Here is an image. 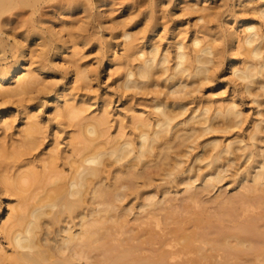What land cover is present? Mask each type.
<instances>
[{
  "label": "bare ground",
  "instance_id": "bare-ground-1",
  "mask_svg": "<svg viewBox=\"0 0 264 264\" xmlns=\"http://www.w3.org/2000/svg\"><path fill=\"white\" fill-rule=\"evenodd\" d=\"M49 1L56 2L0 0V54L2 59L8 50L14 55L13 63L0 66V116L1 123L8 128L12 109L8 108V100L22 99L26 93L29 94L32 86L38 84L43 105H54L51 107L54 119L66 118L75 127L76 134L68 136L66 146L69 149L66 156L69 173L66 175L58 168L59 157L54 147L56 152L51 148L47 155L42 152L45 157H39L38 166L31 163L33 160L28 161V165L22 163L24 168L17 165V169L18 166L21 168L18 172L1 176L0 195L8 204L9 215L3 219L0 214V232L12 251L6 254L0 249V264L6 261L8 264H264V112L261 110L264 106V31L255 23L241 19L228 32L229 51L237 44L236 52L242 49L245 53L240 67L235 66V54H231L226 61L231 69L232 81H239L241 91L251 97L258 108L256 114L260 116L248 134L251 142L245 143L240 137L229 138L226 143L216 137L206 140L202 146V149H209L206 154L202 152L206 156L196 153L192 165L194 168V163L202 162L206 172L192 175L194 169H183V158L180 159L177 152L178 156L175 155V150L188 141L189 150L182 151V154H188L190 148L194 150L189 141L195 134L199 133L197 137L200 138L216 131H231L240 127L244 119L243 112L233 100L218 103L208 100L180 119L189 109L184 96L189 93L186 90L187 80L202 76L204 80L201 78L203 81L200 82L203 83L222 64L215 45L194 38V49L187 51L181 41H176L174 56L170 59L167 49L162 53L159 46L152 42L157 30L152 23L154 18L146 22L151 34L139 48L133 43L134 36L123 29L120 36L124 38L127 55L138 63L122 76V87L126 90H148L146 88L158 86L162 78L163 87L173 99L169 98L171 101L167 102L169 99L156 98L151 117L132 114L130 123L134 136L126 134L125 128H120L116 136H110L105 107L99 109L98 114L85 116L86 104L71 102L65 86L57 87L54 80L42 82L39 79L42 72H48L44 60L48 52L52 49L54 56L59 55L66 45L63 42L59 45L63 40L62 32L55 30V21L46 25L42 18L38 17L40 21L32 20L41 5ZM64 1L67 5L64 9L77 8L88 12L94 8L97 17H102L99 0L97 4H92L91 0H84L82 4L81 0ZM27 8L30 9L28 12L25 11ZM257 8L258 17L263 19L264 24V4ZM14 11L19 12L14 15ZM26 14L30 16V22ZM14 16L16 21L17 17L18 20L25 18L16 25L13 24ZM53 18L56 17L48 20ZM38 21L40 25L43 23L42 30L36 28ZM27 22L30 28L25 27ZM43 29L51 36L49 39L43 36ZM28 43L40 49L38 51L34 47L39 52L34 60L28 56L36 52H29V60L26 58L27 50L33 47H29ZM30 57L34 58L32 54ZM68 73L74 76H71L72 82L78 78L88 79L90 75L86 71L69 70ZM22 110V113L27 111ZM23 116L25 121L22 122V129H18V139L13 140L15 145L12 142V148L5 150L6 146L2 142L0 144L2 169L12 170L11 164L5 161H17L28 151L38 149L41 142L39 137L46 127L42 125L39 114L26 112ZM214 120L219 121L213 123ZM183 146L181 150L188 149ZM171 150L174 155H171ZM72 156L76 158L70 159ZM237 159L245 164L244 168L240 165L243 169H240ZM234 162L239 163L236 165L241 172L235 168L230 181L241 191L230 194L226 199L227 195L222 198L217 194L212 199L208 198V202L206 199L203 200L205 203L201 202V195L207 197L213 190L219 189L218 185L226 179ZM178 176H183L177 184L182 188L174 191L166 188V184ZM36 187L42 188V193L33 200L35 203H29L30 198L33 199L32 190ZM180 192L182 198L178 202L175 197L176 204L171 195L177 196ZM11 195L18 199L17 205H9ZM206 202L213 209L215 205L213 212H209L212 208L207 209L210 205L206 207ZM190 205L200 207V211L195 212V208L190 210ZM183 208L189 217L181 213ZM187 210L194 212L188 214ZM178 218L182 220H179L180 223L186 221L189 224L188 229L184 230L183 224L178 228ZM168 222L173 226L176 224L172 228L177 226L171 231H174L175 239L170 238L172 235L166 239V235L172 234ZM129 223L133 224L130 226ZM161 224L167 225L169 230L164 231L166 234H162ZM155 229H160L161 234Z\"/></svg>",
  "mask_w": 264,
  "mask_h": 264
},
{
  "label": "rangeland",
  "instance_id": "rangeland-1",
  "mask_svg": "<svg viewBox=\"0 0 264 264\" xmlns=\"http://www.w3.org/2000/svg\"><path fill=\"white\" fill-rule=\"evenodd\" d=\"M55 1L56 2L49 1L45 5L42 4L41 5L42 8L39 10L40 12L38 11L35 14L36 18L34 16L32 17V20L33 18L34 20H37L38 17L42 18L43 21L47 22L46 25H50V23L52 24V22L55 21V23L53 24L54 27H56L55 30L59 29L60 32H62L63 40L62 39H60L62 41L59 40L60 41L59 45H62L63 43H66V45L64 44L65 48H63L62 46L63 51L61 50L60 51L61 53L60 52L58 53L59 55L54 56L52 49L48 52L46 59H44L46 65L45 67L48 69V72H42L39 76V79L42 82H48L54 80L57 87L65 86L64 88L66 89V93L68 94L69 97L72 98L71 102H73L75 105H81L82 103L86 104L85 106L86 112L84 113L85 116L90 117L94 114H98L99 111L103 107H105L108 111L107 112L109 117L108 133L110 134V136H116V133L120 128H125L124 132L126 134L128 135L131 134L132 136H134L133 133L134 131L131 129L132 127L130 123V116L132 114L151 117L150 114L152 113L151 112L152 105L153 102L156 101V98L157 99L159 98L158 100H164V101H166L169 98L173 99V96L171 98V95L168 93L167 89L163 87L165 83L162 82L161 80L162 78L159 80L160 83L158 86L151 87L150 89L146 88L148 90H142V91L135 89L126 90L122 87V81H123L122 76L125 74L128 68H134L138 62L134 60V58L129 57L127 55V51L124 48L125 45L124 38L121 37L120 34L122 33L123 29L128 30L129 33L134 36V41H133L134 45L137 46L136 48H139L138 46H141L142 43H144V40H146V38L151 34V32H149L150 30L149 24L146 22L149 21V18L150 19L154 18V20L152 19V23L156 25L157 32L155 31V33L153 34L154 37L152 42L159 46L160 52L162 51V53H164V50L167 49L170 52V59H172L174 56L176 41H181L185 45L186 50L191 51L193 48L192 40L194 38H198L202 40L203 43H207L212 46L215 45L214 47L218 51V56H220L222 60L221 66L217 68L215 71H213L210 79H208L207 81L201 83L200 81L204 80L202 76L194 77L192 79L189 78L187 80L188 86L186 90L189 93L184 94V96H185V102L188 103L187 108L189 109L186 112V114L182 116L180 119L182 118L184 119L189 114L188 112H190L192 109L198 106H202L206 104L208 100H214L217 101V103L233 100L238 105L240 111L243 112V118H244L242 125L240 124L241 125L240 127L238 126L236 127V129L233 128V130L231 131L229 129L228 131L230 132L216 131L218 134L216 132L208 133L204 137H200V138L197 137L199 133L195 134L196 135L194 136L195 139L193 138L194 139V140L192 139L193 141L192 140L189 141L191 145H194L191 146L192 148H194V150L190 148L189 153L188 154L186 153L187 155L185 154V152H183L184 154H182L183 150L185 149L186 151L189 150L190 145H188L187 143L188 141H187L184 144L185 146L188 147V149L183 148L181 150L183 146L182 145L181 148H178V150L176 149L175 152L171 150L172 151L171 155H174L177 152V154H179L180 159L183 158L181 160L184 164L182 165V168L188 169L189 167H192L196 153L199 155L200 154L205 155L207 153V151L209 150L208 147H206V149L204 147V149L206 150L205 151L204 149H202V146L206 143V140H209L210 138L213 137L220 138V141L221 142L223 141L222 143H226L231 138L240 137V138H244L245 143L251 142L248 140V136H249L248 134L252 129L251 128L252 124L256 120H258L260 116L256 114L258 108L251 101V97L241 91L239 86L240 85L239 81H235V82L232 81L231 69L228 65H226V61L230 58L231 54H235V66L240 67L243 63L242 61L244 59L245 53L242 52V49H239L238 52H236L237 44H235L232 47L231 52L229 51L230 49L228 47V32L231 30V28L236 26L237 21L241 19H246L248 21L255 23L260 28L261 31H264L263 19L259 18L257 14L258 11L257 6H259L260 4H264V0H99L102 3L101 4L102 7L100 8V11H102L101 18L97 17V11L94 8H90L88 12H83L80 9L77 10V8L75 9L70 8L68 10V9H64V7L67 6L66 1L64 0H55ZM99 1L91 0L92 4H97ZM79 2H77L76 4H79ZM82 2L84 3V0H81L80 4H82ZM53 8L57 10L55 11ZM29 10L30 9L28 8L27 10L25 9L26 12H28ZM14 12L15 15L19 11H14ZM54 12L62 13V15L60 14L59 16V14ZM26 15H27L26 18L27 21L30 22L29 20L30 16L28 14ZM25 16L21 17V19L24 20ZM53 16L59 20L56 21L55 20L56 18L48 20V18H52ZM14 18L15 21L13 22V24L19 25L18 23H20V21L22 20L20 18H19L20 20H18L17 17V21H16L15 16ZM38 20L40 21V19ZM39 21H38L39 26L37 22L35 23L36 28L38 27V30L39 29L42 30L41 27L43 26V23L41 24L42 25L41 26ZM58 21L59 23H56ZM27 24L28 25L25 27L30 28L28 22ZM61 26L63 27V29ZM14 28L16 29V27ZM15 29H13V31ZM21 29L23 30L22 27ZM18 31H20V28ZM43 36L47 39L51 37L49 33L46 31V29H43ZM33 43H35L34 45H37L36 42ZM33 43L30 44L28 43L29 47H31ZM34 45L33 47H31V49L29 48L31 51L29 49L27 50L26 58L28 60L29 58H31V60H34L39 54L38 51H40V49L38 48V46H34ZM34 47H36L38 51ZM29 52L30 53L36 52V53H31L33 57L35 55L36 56L34 58L30 57L31 54ZM28 54L30 55L28 56ZM13 61H14V55L11 51L8 50V52H6L4 59H2L0 54V66L9 65L13 63ZM35 62H37V60H35ZM172 64L173 62L171 60L170 66H172ZM35 65L37 66L38 64ZM35 65L33 66L35 67ZM33 66L32 68H34ZM69 70H72L73 72L86 71V73L90 75L88 79L78 78L76 80H73L72 82V78L74 76L68 73ZM33 87L34 89H32ZM38 90H39L38 84H36L31 87L29 94L26 93L25 96H23L25 98L23 97L22 99L18 98L17 100L16 99L14 100L13 98L14 101L10 99V101L13 102L15 106L8 100V102L10 103L9 105L7 104L9 106L8 108L11 109L12 107L11 112L9 114L10 118L8 119L10 125L8 128H6L4 124L1 123L2 117L0 116V144L2 142V144L6 146L4 147L1 145L2 147L5 148V150H8V148L10 150L12 148L11 146L12 142L13 145H15L14 144L15 141L13 140H17L19 137L18 129L20 130L23 127L22 122L25 121L23 114H25L26 112H30L31 114L33 113L39 114L40 120L42 121L41 122L42 125L46 127L43 128V132H42L43 135L42 133H41L42 136L39 135L40 136L39 139L41 140V142L40 144L38 143L39 146L38 149L31 150L32 152L28 151V154L23 155L17 161L13 159H8L7 162L5 161V163L11 164L10 167L13 168L12 170L9 171L10 168L2 169L0 167V178L3 175L7 176V174L12 175L18 172V169L22 167L23 164L28 165L27 164L28 161L31 162L33 160V162L31 163L34 165L37 164L38 166V160L39 157H41L42 152H44L43 154H46L47 151L49 152L52 149L56 152L54 147H56L57 149L56 153L59 157V159L57 157L58 159L57 166L59 165L58 168H61V170L65 171L64 173L66 175H68L67 173H69L68 170L69 160L68 158H66V156L69 154V149L66 146H67L68 136L70 134L72 135L76 134V132L74 131L75 127L72 126L71 122L69 123V121L66 118L65 119L60 118L59 119V121L61 120L60 122L58 121V119H54V114L51 110V107L54 105L52 106L43 105V101L41 98L42 93H40ZM170 99L167 102H170L171 101ZM16 101L17 102L20 101L21 106H19L20 103H17ZM60 103L63 104V100H60ZM20 107L27 111L22 113V111L24 110L22 109L20 110L19 109ZM23 107H26L27 109ZM263 108L261 110L264 112ZM120 121L122 122L120 123ZM218 121L219 120H214L213 123H216ZM191 125L192 124H190V126ZM190 126L188 125L187 127ZM187 127H183V128L186 129ZM194 141L195 144H192L194 143ZM50 148L51 150H49ZM203 151L205 154L202 153ZM30 152L31 154H29ZM185 155L188 157H185ZM205 156L202 157L205 158ZM42 157L45 156L42 155ZM72 158L75 159L76 157L73 156L70 157V159ZM237 161L240 164L238 162L236 163H238L239 166L241 165L244 168L245 164L242 163L243 164L242 165L241 160L239 161L237 159ZM30 162L28 163L30 164ZM200 163L201 164L197 162L194 163V168L192 167V170L194 169V171L193 173L191 172L192 175L193 174L203 175L206 172L204 166L202 167L203 165L202 162ZM236 163L234 162L233 164L234 167L231 165L232 167L229 168L226 179L221 184L218 185L219 188L218 190H213L212 193L207 197H205L206 196L205 194L200 196L202 197V200L200 199L201 202L203 200L205 201V199L208 202L209 201L208 198L212 199V197L216 196L217 194H220L222 198H224L227 195L224 198L226 199L227 197L230 196V194L232 195L233 193H238L239 192L238 190L241 191L239 186H238L239 189H237L236 187H234L237 185H233L232 182L230 181V179L232 180L233 178L232 174L236 172L235 168L239 169L241 167L236 165ZM17 165H20V167L18 166V169H17ZM24 167L25 166H23V168ZM242 167L240 169H243ZM240 169L238 170V172H241ZM19 170H21V168ZM183 176H178L177 178H174L173 181H171V183L166 184L167 186L166 185L164 186H166V188L169 187V189L171 188L173 191L176 188H177L176 190H178L179 188L181 189L182 186L179 185L177 186V184H179V181L182 179L181 177ZM157 178L159 179V177ZM156 182L159 183L158 180ZM195 184L196 186H198L197 184H199V182ZM234 188L237 189L236 192ZM41 190L42 188L40 189V187H36L35 189L32 190L33 195L31 196L33 199L30 198L29 203L30 202L35 203L33 202V200L37 199V197L41 195L42 193ZM178 195L174 196V194L172 193L171 196L172 198L174 197V200L175 197H177L176 199L179 198L181 199L182 197L180 196H182V193L181 195H179V197ZM171 196H169V199H171L170 198ZM180 199L178 200V202L180 201ZM17 200L18 199L16 198V196L11 195L9 205L11 206L17 205L18 204ZM175 201L174 202L177 204L178 203L177 200ZM136 204L137 202L135 203V205ZM209 205L208 204L206 205V207L209 206L207 207V209L212 208L211 204ZM213 207L214 209L212 208V210H209V212H213V210H215V205ZM193 208H195V212L200 211L199 209L200 207H195L190 205V210ZM190 210H187V212ZM193 212L194 211H191L190 213ZM181 213H184V215L186 214L184 212V208ZM190 213L188 212V214ZM0 214L3 219H5L9 215L8 204L5 201V198L1 195H0ZM161 216H163V214ZM181 216L182 215H180L179 218ZM185 216L183 218H186L188 215L186 217ZM130 218H132V215ZM179 218L178 221L182 219V217L181 219ZM168 221L172 222L171 220ZM181 221H179L178 228L180 224H183V226H185L184 227L185 229L183 228V226L181 227L184 230L188 229L189 224L186 221H183L188 224V225L187 224L184 225L183 222L180 223ZM166 222L164 220L163 223L166 224ZM170 222H168L167 224H169ZM131 224L133 223H129L128 225L131 226ZM175 225L176 224H174V226ZM163 226L161 224V228L163 230L162 234L164 233L165 230L170 229L169 231L171 232L172 229L175 228L177 229V226L175 228H172L174 226L171 223L168 225L169 229H167L168 228L167 225L164 226L166 229H164ZM155 230L158 231L160 229H155ZM171 233L172 234H169L168 236L166 235V239L170 237V235H172L170 238L175 237L173 236L174 231ZM158 234H161V230ZM164 234H166V232ZM0 249L2 250V252H5L6 254H10L12 251L10 244H8L2 232H0ZM4 264H8V262L6 261Z\"/></svg>",
  "mask_w": 264,
  "mask_h": 264
}]
</instances>
